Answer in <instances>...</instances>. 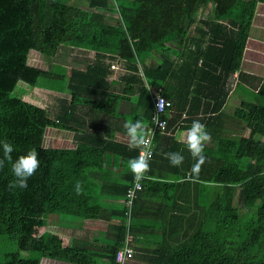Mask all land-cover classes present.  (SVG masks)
I'll use <instances>...</instances> for the list:
<instances>
[{"label":"trees","instance_id":"16d2710c","mask_svg":"<svg viewBox=\"0 0 264 264\" xmlns=\"http://www.w3.org/2000/svg\"><path fill=\"white\" fill-rule=\"evenodd\" d=\"M260 4L264 0H0V140L15 146L13 160L32 148L40 160L24 190L10 187V165L0 170V264H40L44 257L69 264H264V77L242 69ZM210 7V16L199 19ZM75 49L96 57L84 69L73 67ZM32 51L50 68L31 65ZM118 57L131 71L123 76L125 96L112 92L108 80L107 59ZM145 80L161 88L174 114L166 115L167 134L155 137L150 178L130 201L136 182L128 161L140 151L118 142L111 125L107 136L84 135L74 149L44 141L50 128L74 131L70 121L81 104L108 117L127 100L148 131L155 108ZM24 84L70 97L52 116L24 99ZM230 94L239 99L232 116L225 112ZM194 120L212 137L198 174L190 171L195 160L186 144L168 136L177 123L188 129ZM239 125L245 133L233 131ZM176 151L185 157L181 167L164 157ZM110 156L126 162L120 180L106 175ZM188 174L190 181L179 183ZM52 215L103 220L107 227L64 245L43 232ZM130 248L121 263L120 253Z\"/></svg>","mask_w":264,"mask_h":264},{"label":"crops","instance_id":"0c3cea01","mask_svg":"<svg viewBox=\"0 0 264 264\" xmlns=\"http://www.w3.org/2000/svg\"><path fill=\"white\" fill-rule=\"evenodd\" d=\"M210 10H211V7H210ZM202 12L203 11H200L199 13H202ZM92 53H94V55H95V52H92ZM245 54H246V51H245ZM244 57H245V55H244ZM94 59H95V57H94ZM117 59H120V61L116 60L119 63L120 68L117 70L111 69L112 72H111L108 80L110 82V90L112 92H114L118 95H124L125 83L123 81V76L128 74V73H131V71L129 70L128 63L124 59H122L120 57H118ZM109 61H112V60L108 58L107 59L108 64H109ZM243 63H244V61H243ZM80 69H84V68H80ZM249 74H251V73H249ZM251 75H255V74H251ZM143 79H145V78H143ZM50 92H52V91H50ZM53 93H55V95L58 96V97L54 98L56 104L54 105V108H53V116H55L58 114L60 108L62 107L61 103H60L61 99L69 98L70 94L67 92L62 93V92H57V91H53ZM127 97H129V96H127ZM131 97H132V99H134V101L137 99V96H131ZM235 97H236L235 94H230V97L228 99L226 107L230 106V100L232 98H235ZM76 109H77L76 117H74L70 121V125L73 126L75 130L73 131V130H65V129H61V128H53V129H51L52 134H51V138L49 140H48V133L50 132V129L47 130L46 138L44 141L45 147H50L49 145H51V147L58 148V149H62V148L63 149H66V148L74 149L78 146L79 142L81 141V139L83 138L84 135L90 136L94 132H97L101 135L102 134L105 135V133L108 132L107 129L109 128L110 125L113 128V131H115L116 140L120 143H124V144L128 145L129 142H128V138L126 135V130H125L124 125L126 122H134L137 120L135 117L136 114L138 115V110H137L136 106L132 105L127 100H123L117 105L116 115L108 116V117L104 116L101 113L92 112V111L88 110V108L85 107L83 104L78 105V107ZM225 112H226V108H225ZM92 115H93V117H92ZM182 115L183 116L181 117L180 121H183V119L186 117L185 114H182ZM172 116H173V114L170 116V118H172ZM97 120H99V123L97 122V126L100 127V125H101L103 130L102 129H96L95 121H97ZM182 124H183V122L177 123L176 126L178 125V127L176 128V126H175L174 132H170V135H168V136L173 137L175 141H178L182 144H186L185 143V133H186L187 129H181L179 127V125H182ZM147 126H148V124L147 125L145 124L146 128H147ZM104 128H107V129H104ZM232 129L237 134H240L238 132H243V133L246 132L245 130H243L241 125L234 127ZM247 134H245V135H247ZM105 136H107V135H105ZM80 137H81V139H80ZM119 158L120 157L110 156L109 159L110 160L113 159V160L106 167V175L110 174V176L113 177L115 180H120L119 177L123 175L124 170H125L123 166H124V163H126V162H124V160L122 162L121 160H119ZM190 179H191V177L188 174V178L186 180L179 181V183H184L185 181H188V180L190 181ZM165 180L174 181L172 178L171 179H165ZM153 200L154 199L150 197V202L153 203L155 206H158L159 205L158 200L157 201L156 200L153 201ZM145 206H148V204H146ZM54 220L56 222H58V226L54 227V229L57 230V229L64 227L66 232H68V231L65 228L66 225L63 224V222H70L71 232L67 233V235H68L67 236V242L63 243L64 245H70V244H72V242H74L78 239H81L82 237H86V235L88 234V231L90 233V232L96 231L98 229H105L107 227V222H105L103 220H89V219H87L84 222H80V221L72 219V218L64 219L63 217H60L59 215H52L49 217V220H48V225H49L48 228L45 229L43 232H45V231L51 232L52 231L51 230V225H52L51 222ZM71 221H73V223H75L76 225L72 226ZM51 233H53V232H51ZM60 237H62V236H60ZM40 264H69V263L44 257V258H42Z\"/></svg>","mask_w":264,"mask_h":264},{"label":"clouds","instance_id":"9594fccd","mask_svg":"<svg viewBox=\"0 0 264 264\" xmlns=\"http://www.w3.org/2000/svg\"><path fill=\"white\" fill-rule=\"evenodd\" d=\"M163 103L164 101L161 99L157 107L159 108ZM124 127L129 142V149L139 150L141 153L139 157L128 161L129 170L134 176L136 187H141V181L150 178L147 174L151 171V152L150 150H146L150 146L148 132L141 120L126 122ZM211 140L210 132L207 131L206 126L199 120H194L186 130V147L191 157L195 160L190 170L193 174H198L206 163L205 148L211 143ZM0 149L3 151V156L0 158V170L10 165L11 173L14 177L10 182V187L21 190L27 189L28 180L40 170L39 152L37 149L32 148L15 160L12 158V153L15 151V146L12 143L6 139L0 140ZM164 157L172 167H181L185 160V157L179 151L164 153ZM74 190L77 194L82 192L83 189L80 181L76 182Z\"/></svg>","mask_w":264,"mask_h":264},{"label":"rangeland","instance_id":"374dc122","mask_svg":"<svg viewBox=\"0 0 264 264\" xmlns=\"http://www.w3.org/2000/svg\"><path fill=\"white\" fill-rule=\"evenodd\" d=\"M209 11H211L210 8L204 10L202 13H199L198 15L199 19H207L210 16ZM94 57H96V55H94L92 51L85 52L80 49H75L73 50V54L71 55V58H69L70 60L69 62L71 63L72 61H74V59H76V61H74L73 67L85 68L87 63H90L94 60ZM244 58H245L244 63L242 65L243 70H245L248 73L255 74L259 78H263L264 77V4H260L257 7L256 17L253 22L252 31H251L250 39L248 40L247 43V50ZM155 62H157L155 58L151 60V64L152 63L154 64ZM29 63L35 67L48 69L50 68L51 62L45 59L40 53L36 51H32L30 53ZM23 88L27 91V93L24 96L25 100L33 104L42 106L43 108L49 109L51 115L53 116V108L54 105L56 104L54 98L58 97L55 95V93L41 88L30 89L29 86L25 84ZM238 104H239L238 97L232 98L230 100V106L226 107V112L229 116L233 115L234 109ZM51 129L53 128H50V132L48 133V140L51 138V134H52ZM49 146L51 147V145ZM80 222H84V221H80ZM51 224H52L51 232L54 233V236L59 238L61 244L67 242V236H68L67 233L71 232L70 222H63V224L66 225L65 228L67 229L68 232H66L64 227L55 230L54 227L58 226V222H56L55 220L52 221ZM71 225L75 226L76 224L73 223V221H71ZM44 230L45 229H43V231Z\"/></svg>","mask_w":264,"mask_h":264},{"label":"built area","instance_id":"2783aa9c","mask_svg":"<svg viewBox=\"0 0 264 264\" xmlns=\"http://www.w3.org/2000/svg\"><path fill=\"white\" fill-rule=\"evenodd\" d=\"M116 60L120 61V59H116ZM116 60L109 61V64L111 65L110 68L112 70H117L120 68L119 63ZM140 75L142 77H144V73L142 71L140 72ZM237 76H238V74L235 75L236 79H237ZM145 82L147 84L148 89L150 90V94H151L152 99L154 101V108H155L154 115L152 118V125H150L148 127V131H147L148 132V139L150 140V146H149V149H146V150H150L151 159H153L154 150H155V143H154L155 137H156L158 132H160L161 134H167L168 120L166 118V115H169V116L172 115L173 104L170 100L165 98L160 93L161 88L158 89L157 91H155L154 89H152L149 86L147 80H145ZM161 99L164 101V103L158 108L157 106H158ZM140 154L141 153L139 152V156H140ZM142 185L143 184L141 182V187H136V183H135V186L128 190L127 196H128V198H130V201L133 200V198L136 195L137 190L141 189ZM132 253H133V250L131 248L126 250V251L121 252L119 255V261L121 263H124L126 261L127 256L132 255Z\"/></svg>","mask_w":264,"mask_h":264}]
</instances>
